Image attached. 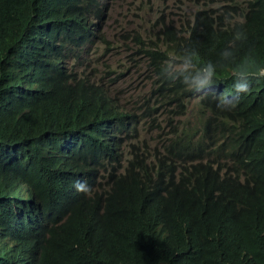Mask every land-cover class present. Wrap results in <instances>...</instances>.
Instances as JSON below:
<instances>
[{
    "label": "trees",
    "instance_id": "trees-1",
    "mask_svg": "<svg viewBox=\"0 0 264 264\" xmlns=\"http://www.w3.org/2000/svg\"><path fill=\"white\" fill-rule=\"evenodd\" d=\"M102 13L101 0H0V264H264V80L217 107L233 95L220 53L235 31L237 62L255 71L251 49L264 66V0L203 4L187 35L189 19L138 37L140 117L108 78L67 68L65 48L104 41ZM184 49L223 65L203 93L161 74Z\"/></svg>",
    "mask_w": 264,
    "mask_h": 264
},
{
    "label": "clouds",
    "instance_id": "clouds-1",
    "mask_svg": "<svg viewBox=\"0 0 264 264\" xmlns=\"http://www.w3.org/2000/svg\"><path fill=\"white\" fill-rule=\"evenodd\" d=\"M220 0H203L201 5L197 6L194 10L190 11L189 15L185 18L183 23L175 24H185L186 20L189 19V23L183 32V35H187V29L195 22V13L197 11H202V5L212 6L219 3ZM102 8L106 6V0H101ZM103 13L101 15V18ZM101 18L96 20L93 24V29H96V32L99 36L103 37L104 41L98 43L92 48H83L77 49L73 46L65 48L62 53L66 60V65L69 71H72L76 77L87 78L90 82L98 84H104L106 79L113 84V91L116 92L119 96L120 82L117 77H111L112 70L105 67L107 48L104 52H100L98 46L106 44L108 41L102 35L99 24L96 22H102ZM170 23V22H169ZM169 23H165L162 20V27ZM243 23V21H241ZM174 24V23H172ZM97 25V28H95ZM159 29L157 33L161 30ZM246 33L244 30L239 29L233 34V40L230 42L228 48H225L221 53L220 57L223 62H228L234 65L232 77H233V95L232 96H222L217 107L221 110H231L236 107L241 93H248L251 90V85L253 80H264V66L257 64L251 55V49L249 50V55L247 60L255 65V71L250 72L247 66L244 63L237 62V57L234 52V48L237 42L245 40ZM141 58L140 62V77H142L145 82L142 90L144 91L143 95L146 93L148 85L146 83V60L144 54L136 51ZM222 64L213 63L212 61H206L200 63L199 54L194 49H184L180 53L171 54L164 62L161 69V74L168 80H180L187 88L195 93H203L206 89L210 88L216 81L218 69L222 67ZM108 75V77H106ZM121 103L125 106L126 109L136 112L140 117L142 112V107H140V101L142 97L133 100L132 102H124L123 99L119 96ZM146 129L147 132H150V123L149 120H143L139 124V134L141 131ZM141 137V136H140ZM143 138V137H141ZM61 146H65L60 143ZM69 188L75 190L78 193L88 194L91 192V186L86 181H75L70 182Z\"/></svg>",
    "mask_w": 264,
    "mask_h": 264
},
{
    "label": "rangeland",
    "instance_id": "rangeland-1",
    "mask_svg": "<svg viewBox=\"0 0 264 264\" xmlns=\"http://www.w3.org/2000/svg\"><path fill=\"white\" fill-rule=\"evenodd\" d=\"M203 0H106V6L99 24L106 44L98 46L100 52L107 48L105 67L112 70L111 77H117L119 96L124 102H132L143 96L145 85L140 77V55L147 46H139L136 39L145 35L146 30L154 28L151 34L157 39L156 32L165 23H183L190 11L201 5ZM209 1V0H206ZM97 25L95 28H97ZM147 74V70L145 71ZM152 132L146 129L140 136L151 139ZM24 195V193H21Z\"/></svg>",
    "mask_w": 264,
    "mask_h": 264
},
{
    "label": "bare ground",
    "instance_id": "bare-ground-1",
    "mask_svg": "<svg viewBox=\"0 0 264 264\" xmlns=\"http://www.w3.org/2000/svg\"><path fill=\"white\" fill-rule=\"evenodd\" d=\"M92 28H93V26H92Z\"/></svg>",
    "mask_w": 264,
    "mask_h": 264
}]
</instances>
